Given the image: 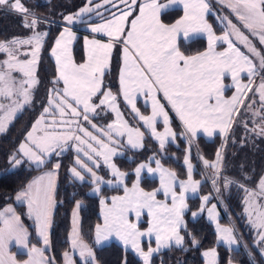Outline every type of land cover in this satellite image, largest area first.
I'll use <instances>...</instances> for the list:
<instances>
[{
    "label": "snow or ice",
    "instance_id": "6c2138e0",
    "mask_svg": "<svg viewBox=\"0 0 264 264\" xmlns=\"http://www.w3.org/2000/svg\"><path fill=\"white\" fill-rule=\"evenodd\" d=\"M218 3L229 10V15L219 17L224 23L219 36L207 20L213 11L209 0H86V5L77 13L64 17L69 25L81 20L88 25L91 33H103L109 40L102 43L85 37L87 60L77 64L70 48L76 35L71 28H64L51 49L56 74L50 81L52 87L48 89L46 104H42L39 117L26 133L24 141L9 157V163L16 167L27 161L40 169L53 156L61 157L72 150L75 157L69 172L79 181H84L87 176L95 185V193H100L101 184L113 183L98 175L96 169L102 165L110 171L117 184H124L128 173L117 167L113 157L120 154L118 149L125 137L127 146L137 150L143 148L145 132L124 119L117 96L111 90H105L103 78L117 44L123 45L120 92L134 118L142 122L163 152L169 140L176 139L177 133L171 127L169 111L161 103L162 94L183 127L181 135L187 137L189 142V150L184 157L186 180L178 181L176 173L164 168L161 161L153 156L150 160H155L156 167L139 164L134 170L136 181L131 188L124 186L123 196H113L110 203L104 198L100 199L103 224L95 226L94 245H102L114 236L125 248L131 246L143 264H151L155 253L171 247L173 243L182 248L185 238L180 234V229L187 227L183 220L188 207L186 193H196L203 183L208 182L207 179L193 178L194 166L190 160L192 141L201 132L208 137L217 132L226 137L234 123L249 131L246 120H237L244 113H250L253 118L255 126L250 131L264 137V50L258 49L254 43L255 40L264 46V0H218ZM173 6H182L183 15L174 23L166 24L162 16ZM0 7L23 14V26L32 30L27 38L0 42V53L6 55V59L0 61V133H4L25 106L32 103L34 90L40 82L37 65L47 33L37 31L40 18L21 0H0ZM109 8L117 9L119 14L112 12L110 18H103L101 23L89 22L93 13L101 16L100 10L108 11ZM230 15L235 16L240 26L233 22ZM85 16L89 19L83 20ZM241 28L247 30L248 34ZM203 34L207 35L208 40L205 51L186 55L180 50L178 41L181 37L185 41H192ZM250 36L254 39H250ZM217 43L225 44L226 48L216 51ZM238 45H242L246 52ZM15 74H19V77ZM226 77H230L231 85H225ZM245 77L247 83L244 82ZM226 88H234V94L225 97ZM249 93L252 95L249 96ZM138 95L146 97V103L150 101V115L141 114L137 108ZM105 106L115 113L116 118L101 128L92 122V117L99 115L97 109ZM158 123L163 124V131L157 130ZM200 158L206 168L213 169L211 183L217 193L220 192L218 181L221 179L225 188L238 183L221 175L223 157L220 151L216 154L215 162ZM60 168L61 163L57 160L51 170L33 179L16 195L17 201L26 202L27 215L34 219L36 233L44 247L30 244V233L21 217L11 206L6 207L0 211V264H55V258L46 256L45 252L50 248L56 178ZM144 169L149 173H159L160 189L145 192L140 188ZM238 186L245 193L244 212L257 233L254 243L264 256V177L260 179L258 189H249L243 184ZM160 191H163L166 200L170 198L171 203L156 199ZM211 198V194L202 197L200 212L205 211ZM80 208L81 203L77 201L69 235L72 252H63L62 258L64 264H77L74 254L78 253L82 264H98L93 247L81 235ZM145 209L151 220L147 231L143 232L137 224L130 222L129 214L134 212L139 218ZM216 210L217 205L212 204L207 208V214L211 221L216 222L219 240L229 246L237 244L234 229L219 224ZM198 214L192 212V217ZM153 234L156 246L149 245L145 251L141 238ZM188 235L192 246H198L199 241L195 236L191 233ZM12 245L24 249L21 254L26 255L27 259L17 260L10 251ZM202 255L206 264H218V254L214 248L204 251ZM228 264H231V260Z\"/></svg>",
    "mask_w": 264,
    "mask_h": 264
},
{
    "label": "trees",
    "instance_id": "16d2710c",
    "mask_svg": "<svg viewBox=\"0 0 264 264\" xmlns=\"http://www.w3.org/2000/svg\"><path fill=\"white\" fill-rule=\"evenodd\" d=\"M72 0H21L22 4L27 7L35 15L59 22L61 18L71 8ZM7 9V8H6ZM0 8V41L9 37L8 28L20 29L24 31L25 27L22 23V16L16 15L14 12ZM181 10L175 9L167 11L163 16L165 22H172L180 16ZM57 15V16H56ZM210 22L213 24L217 33H222V27L214 19L209 16ZM45 26L43 30L47 33L41 53V60L38 74L41 77L42 84L48 85L55 76V64L51 58L50 51L54 44L55 38L62 27L51 26L40 23ZM27 30V29H26ZM182 52L187 55L196 54L203 51L206 46V39L199 37L192 41H179ZM75 58L81 61L84 57L83 48L80 41L74 47ZM121 66V56L119 51H115L112 57L111 69L104 77V85L106 89L117 96V102L126 114V118L130 121L133 117L126 111V106L122 100L120 87L118 83L119 70ZM251 93H249L250 95ZM243 112V109H242ZM31 116L28 109H25L10 124L5 133L0 135V169L7 164L9 155L12 154L19 146L24 138V132L29 123L28 118ZM243 117V116H242ZM242 117H238L240 120ZM244 118V117H243ZM242 118V119H243ZM172 125L177 132L176 142L168 143L163 152L159 149V144L146 133L144 138V147L141 151L126 149L125 157L115 159L117 166L128 173L127 185L133 181L132 170L138 161L147 160V157L154 155L166 167L173 170L176 175L182 179L187 178V168L184 164L186 140L181 136L182 128L178 120L172 115ZM247 125L251 124L247 121ZM255 125H253L254 127ZM244 127L238 123H234L226 137L216 136L209 140L204 137L194 139V149L192 150V161L196 166L194 178L205 180L201 170L200 163L197 160V154L204 159L213 161L218 151H223V159L221 162V175L238 183L230 184L224 189L222 194L213 193V189L209 182L203 183L200 187V194L211 193L215 200H219L224 209L221 222L232 223L236 229L240 231L242 245L239 250H230L217 244L216 232L211 223L205 217L192 220L189 214L186 215V229L183 231L185 238L182 248L172 247L153 257L151 264H204L201 253L206 248L216 247L219 252L218 264H228L229 260L237 264H264L262 255L256 247L254 241L253 229L247 225L246 216L244 214V196L245 193L238 186L245 185L247 188H253L264 173V137L256 136L257 141L251 145L249 142L241 144V137ZM247 132V131H246ZM245 134V133H244ZM243 140V139H242ZM195 150V151H194ZM129 156H132L130 158ZM59 160L61 168L59 169L58 186L56 190V205L53 212V224L50 231V248L47 251L49 257L55 258V264H63L62 253L70 249L69 233L71 229V215L77 201L81 203V235L86 243L93 247L96 254L98 264H142V262L129 250L124 249L116 242H111L104 246L94 245L95 226L100 223V196H109L119 193L120 189H109L103 187L100 195L91 193L93 187L89 182H78L74 180L70 173L69 167L72 164L73 155L68 152L52 159L43 168H20L14 171L0 173V209L7 204H13L16 212L21 217L22 222L30 232V244L40 245L37 237L35 224L31 217L27 215L26 208L23 205H17L14 202L16 193L23 189L30 179L44 168L50 167L54 161ZM220 182H223L221 179ZM146 190H150L157 186L156 180L144 178L142 182ZM192 208L196 207L199 198L191 201ZM237 230V231H238ZM191 233L199 241L198 246H192ZM247 246V247H245ZM15 252V249H12ZM251 253V255H249ZM18 259L22 260L26 255L16 253ZM77 264L82 262L77 261Z\"/></svg>",
    "mask_w": 264,
    "mask_h": 264
},
{
    "label": "rangeland",
    "instance_id": "374dc122",
    "mask_svg": "<svg viewBox=\"0 0 264 264\" xmlns=\"http://www.w3.org/2000/svg\"><path fill=\"white\" fill-rule=\"evenodd\" d=\"M94 2H96V0H94ZM209 2H210V4H211V7H212V9H213V11H212V16L214 17V19L219 23V25L222 27V29L224 28V23L219 19V17H222V16H224V15H229V10H227L226 8H224L222 5H220L219 3H218V0H209ZM22 3V2H21ZM70 3H72L71 4V8H70V10H69V12L67 11L65 14H63V16H62V18H61V21H62V23L64 24V25H66V26H68V27H73V28H77L79 25H81V23H82V21L81 20H77L74 24H72V25H69V24H67V22L65 21V19H64V17L65 16H68V15H73V14H75V13H77L78 11H79V9L80 8H82V7H84L85 5H86V0H72ZM121 8L123 7V5H121L120 6ZM101 11V13H102V15L101 16H96L94 13L91 15V18H90V20H92V21H97V20H103V18H106L107 16H109L112 12H117L118 10L117 9H115V8H109V10L108 11H105L104 9H101L100 10ZM15 14L16 15H19L18 14V12H15ZM57 16V15H56ZM230 18L233 20V22L234 23H237V25L238 26H240L239 25V22L236 20V18H235V16L234 15H230ZM89 18L87 17V16H85V17H83V20H88ZM23 20H24V17H22V23H23ZM49 25V24H48ZM51 26H54V25H51ZM45 26H43V25H38V28H37V31H40V32H44V30H43V28H44ZM25 30L24 31H17V30H20V29H12V28H8V31H9V37L7 38V39H4V40H2V41H0V42H7V41H9V40H11L12 38H27L28 36H30L31 34H32V30L31 29H28V28H24ZM27 29V30H26ZM241 30L242 31H244L245 32V34L247 35L248 33H247V30H245V29H243V28H241ZM250 39H254V38H252L251 36H250ZM254 43H256V46H257V48L258 49H262V50H264V46H261L259 43H258V41H255L254 40ZM43 45H44V43H43ZM23 47H27V46H23ZM43 48V47H42ZM117 51H119V50H117ZM41 53H42V49H41V52H40V60H41ZM119 53H120V51H119ZM24 57H21V59H23ZM4 59H6V55L4 54V53H0V61H2V60H4ZM40 60H39V63H38V65H37V76H38V78H39V84H38V86H36V88H35V90H34V95H33V99H32V103L30 104V105H27V106H25V108L22 110V112H24V110L25 109H28L29 110V113L31 114V116L28 118V120H29V123L27 124V129H26V131L24 132V138H25V135H26V133L28 132V131H30L31 130V126H32V124H33V122L39 117V115H40V113H41V111H42V104H46V96H47V92H48V89H50L51 87H52V85L51 84H48V85H43L42 84V81H41V77H40V75L38 74V69H39V65H40ZM111 66H112V62L110 63V66H109V70L111 69ZM15 75H17V77H19V74H15ZM256 80L257 81H259V78L257 77L256 78ZM61 87H62V84H61ZM252 95V93L249 95V96H251ZM259 105H257V107H258ZM126 111H128V109H126ZM21 114V113H20ZM20 114H18V116L20 115ZM131 115V114H130ZM132 116V115H131ZM133 117V120L132 121H130V120H128L127 118H125L127 121H128V123L130 124V125H132V126H134V127H140L141 128V131H144L143 129H142V127L140 126L141 124H140V122H138L137 121V119H135L134 118V116H132ZM244 117V118H243ZM243 120H246V121H248L250 124H251V126H248V129H249V131H247L246 132V130H244L243 131V135H242V139H241V144H244V143H246V142H249L251 145H253L254 144V142H256L257 141V138H256V136L257 135H255V133H253V132H251L250 130L253 128V125H254V123H253V118L251 117V114L250 113H244V115H243ZM111 116L110 115H108V113L106 112V113H104V112H100L99 113V115H96V116H94V118H92V122L94 123V124H96L98 127H104V126H106L108 123H111V122H113V118H111ZM241 118V119H242ZM257 119V122H258V118H256ZM85 126L86 127H88L89 128V130H92V131H94L93 129H91V126L90 125H87V124H85ZM6 132V131H5ZM4 132V133H5ZM245 133V134H244ZM2 133H0V135H1ZM145 137H146V134H145ZM144 137V138H145ZM24 138H23V140L21 141V142H23L24 141ZM183 138H185V140H186V148H185V152H186V154L188 153V150H189V142H188V139H187V137H184L183 136ZM20 142V143H21ZM193 143H191V153H190V160H191V163L193 164V166L195 167V169H196V166H195V164L193 163V161H192V150L194 149V140L192 141ZM19 143V144H20ZM143 145H144V140H143ZM19 147V146H18ZM144 147V146H143ZM126 149H132V148H130V146H127V144H126V137L125 138H123V140H122V145H121V147L118 149V151H119V155H117V156H115V157H113V162L115 163V159L116 158H118V157H125V155H126ZM143 148H141V149H138V150H134V149H132V150H134V151H141ZM16 151V150H15ZM14 151V152H15ZM195 151V150H194ZM13 152V153H14ZM68 152H70L72 155H73V160H72V164H70V167L73 165V161H74V157H75V153H74V151H72V150H69V151H67V152H65L64 154H67ZM221 152V151H220ZM12 153V154H13ZM12 154H10L9 155V157L12 155ZM63 154V155H64ZM185 154V155H186ZM221 154H222V156H223V151L221 152ZM154 155H151V156H149V157H147V160H140V161H138L137 163H136V165H135V167L133 168V170H132V173H133V176H134V178H133V181L129 184V185H127V179H128V175L125 177V179H124V184L123 185H119V184H117L116 182H115V178L111 175V173H110V171L106 168V167H104L103 165L99 168V169H96V171H97V173H98V175H100V176H102L103 178H104V180L105 181H108V180H112L113 181V183L111 184V185H109V184H107V183H104V184H101L100 185V193L99 194H97V193H95L94 191H93V189L95 188V185H93V187H92V189H91V193H93V194H95V195H100L101 194V191H102V188L103 187H107V188H109V189H120L121 191L119 192V193H115V194H111V195H109V196H100V199L101 198H104V199H106L109 203L111 202V198L113 197V196H123L124 195V186H127L128 188H131L132 187V185H133V183H135V181H136V176H135V172H134V170H135V168L139 165V164H141V163H146V164H150V166L152 167V168H155L156 167V164H155V160H150V157H153ZM197 156V155H196ZM130 158H132V156H129ZM155 157V156H154ZM200 157H202L200 154H198V156H197V160L199 159V161H200V163H201V170H202V172H203V174H204V178L205 179H207V181L210 183V185H211V187H212V189H213V193L216 195V191L214 190V188H213V185H212V183H211V178H212V176H213V169H211V168H206L205 166H204V163H203V160L200 158ZM54 158H57V157H55V156H53L52 157V159H54ZM51 159V160H52ZM155 159H158L157 157H155ZM204 159V158H203ZM215 160H216V158H215ZM215 160H213V161H209L210 163H212V162H215ZM222 162V161H221ZM116 164V163H115ZM161 164L163 165V167L164 168H166V169H169L170 171H173V170H171L170 168H168V167H166L162 162H161ZM117 165V164H116ZM69 167V168H70ZM118 167V166H117ZM20 168H29V169H33V168H36V166L35 165H32V164H30V163H28L27 161H25L23 164H21V165H19V166H16V167H13L10 163H9V159H8V162H7V164H5V166L3 167V168H1L0 169V173H5V172H10V171H14V170H17V169H20ZM119 168V167H118ZM120 169V168H119ZM121 171H123V172H126V171H124V170H122V169H120ZM174 172V171H173ZM70 173V172H69ZM127 173V172H126ZM70 175H71V173H70ZM71 177L74 179V180H76V181H78V182H89V183H91L90 182V179L86 176L85 177V180L84 181H79V180H77V179H75L72 175H71ZM176 177H177V180L178 181H183V180H186V179H182V178H180V177H178L177 175H176ZM262 177H264V173H263V175L259 178V179H257V184H256V186L255 187H251V188H249V189H258V183H259V181H260V179L262 178ZM144 178H148V179H150V180H156L157 181V186L156 187H154V188H152V189H150V190H146L144 187H143V185H142V182H143V180H144ZM218 185H219V187H220V193L222 194V192L224 191V189H225V187H224V184H223V182H220V181H218ZM160 187H161V185H160V176H159V173H149L148 171H147V169H144V170H142V172H141V177H140V188H142L145 192H152V191H155V190H157V189H160ZM177 192H179V188L177 187ZM205 195V194H204ZM204 195H202V194H200V188L198 189V191L196 192V193H192L191 191H189L188 193H186V200H185V202H186V204H187V209L185 210V212H184V216H183V220H184V222H185V224H186V215L187 214H189V217L192 219V220H196V219H198V218H200V217H205V212H206V209H205V211H203V212H200V207H201V204H202V197L204 196ZM217 196V195H216ZM196 198H199V202H198V204H196V207L195 208H192V206H191V201H193V200H195ZM156 199L158 200V201H161V202H167V203H171V201H170V198L169 199H167L166 200V198H165V196H164V194H163V191H160V192H158L157 193V196H156ZM218 202L220 203V205H221V202L218 200ZM245 206V205H244ZM221 207H222V205H221ZM100 209H101V205H100ZM222 209H223V207H222ZM223 211H224V209H223ZM192 212H197V213H199L198 214V216L197 217H195V218H193L192 217ZM244 214H245V216H246V222H247V225H249L251 228H252V226L250 225V223H249V221H248V217H247V214L244 212ZM101 216H102V214H101ZM102 218H103V216H102ZM206 219V218H205ZM129 220H130V222H132V223H135V224H137V226L140 228V230L141 231H143V232H146L147 231V229H148V227H149V222H150V220H151V217L148 215V213H147V210L145 209V210H143L142 211V213H141V215H140V217L139 218H137L136 217V215H135V213L133 212V213H130L129 214ZM231 223V222H230ZM232 224V223H231ZM233 225V224H232ZM233 227H234V225H233ZM253 229V228H252ZM185 230V228H181L180 229V234L183 236V231ZM234 230H235V232L237 233V234H235V232H234V234H235V236H236V238H237V244H235L234 246L236 247V246H238L239 245V243L242 245V242H241V238H240V231L238 230V229H236L235 227H234ZM238 230V231H237ZM253 231H254V236H255V238H257V233H256V230L255 229H253ZM238 235V236H237ZM217 244H218V242H217ZM149 245H151V247H155L156 245H155V235L153 234L151 237H149V236H144V237H142L141 238V246L143 247V249L145 250V251H147V249H148V247H149ZM219 245V244H218ZM241 245H240V247H241ZM172 247H177V246H175L174 245V243H173V245L171 246V247H168V248H162L161 250H160V252H158V253H155L154 254V256H156L157 254H159V253H161V252H164V251H166V250H168V249H170V248H172ZM224 247V246H223ZM177 248H180V247H177ZM215 249L216 250V252H217V260L219 261V252H218V249L216 248V247H211V248H206V249H204L203 251H202V253L204 252V251H206V250H210V249ZM226 248V247H225ZM258 248V247H257ZM258 250H259V252H260V254H261V249L260 248H258ZM202 253H201V257H202V260H203V263L204 264H206V260H205V258L203 257V255H202ZM133 254L142 262V264H143V261H142V259L136 254V253H134L133 252ZM153 256V257H154ZM262 258H263V260H264V256H262ZM153 259V258H152ZM151 262H152V260H151ZM237 264V263H236ZM256 264V263H255Z\"/></svg>",
    "mask_w": 264,
    "mask_h": 264
},
{
    "label": "crops",
    "instance_id": "0c3cea01",
    "mask_svg": "<svg viewBox=\"0 0 264 264\" xmlns=\"http://www.w3.org/2000/svg\"><path fill=\"white\" fill-rule=\"evenodd\" d=\"M162 2H163V0H162ZM175 9H180L181 10V13H180V16L179 17H177L175 20H173L172 22H165L164 20H163V18H162V20H163V22L164 23H166V24H172V23H174L177 19H179L182 15H183V9H182V6H173L171 9H169L168 11H170V10H175ZM117 14H119V12L117 11L116 12ZM212 14V12L207 16V20H208V22L210 23V24H212L211 22H210V19H209V16ZM106 18H110V15L109 16H107ZM90 23H101L102 22V20H97V21H92V20H90L89 21ZM212 26H213V24H212ZM65 28V27H64ZM64 28H62L60 31H59V33L57 34V36H56V38H55V40L59 37V35H60V33L64 30ZM69 28H71V30L75 33V35H76V39L75 40H73L72 41V43H71V45H70V48H71V55H72V58H73V60L75 61V63H77V64H81V63H84V62H86V60H87V55H88V53H87V50H86V48H85V37H87L89 40H92V39H96V40H99V41H101L102 43H107L108 42V40H109V38L105 35V34H103V33H91L90 32V30H89V28H88V25L86 24V23H84V22H82L81 23V25H79L77 28H73V27H69ZM213 31L216 33V35H221L222 33H217L216 32V30H215V28H214V26H213ZM44 32H45V30H44ZM200 37H202V38H205L206 39V43H207V46H208V40H207V35L206 34H203V35H201ZM181 39H183L182 37H181ZM180 39V40H181ZM179 40V41H180ZM78 41H80L81 42V44H82V48H83V55H84V57H83V59L81 60V61H78V60H76V58H75V54H74V47H75V45H76V43L78 42ZM179 41H178V44H179ZM185 41V40H184ZM54 45H55V41H54V44H53V46L52 47H54ZM207 46H206V48L203 50V51H205L206 49H207ZM239 47H241V50L242 51H245L246 52V49H244V47L242 46V45H238ZM122 48H123V45H121V44H117L114 48H113V50H112V53H111V57H110V61H109V66H110V63L112 62V57H113V54H114V52L116 51V50H119L120 51V56H121V66H120V69L123 67V51H122ZM226 48V45L225 44H222V43H217V46H216V51H223L224 49ZM52 49V48H51ZM181 50V49H180ZM203 51H201V52H203ZM197 54V53H196ZM50 55H51V51H50ZM187 55V54H186ZM192 55H195V54H192ZM51 58H52V60H53V62H54V64H55V58L54 57H52L51 56ZM109 71V67H108V69L105 71V75H106V73ZM119 72H120V70H119ZM105 75H104V77H105ZM104 79V78H103ZM244 82L245 83H247V78L245 77L244 78ZM118 83H119V76H118ZM224 83H225V85H231L232 84V81H231V79H230V77H226L225 78V80H224ZM256 83L258 84L259 83V81H257L256 80ZM119 87H120V83H119ZM105 90H109V89H106L105 88ZM234 91H235V89L234 88H226V90H225V93H224V95H225V97H230L232 94H234ZM121 93V92H120ZM114 95V94H113ZM121 97H122V100H123V96H122V94H121ZM95 99V98H94ZM146 101V97H144L143 95H138L137 96V108L140 110V112H141V114H143V115H150L151 114V107H150V101H148L147 103L145 102ZM97 103H98V101H96ZM123 102H124V104H125V106H126V103H125V101L123 100ZM118 103V102H117ZM161 103H163V104H165V107H166V109L169 111V115H170V117H171V127H172V129L175 131V129L173 128V125H172V115H174V117L178 120V122L180 123V121H179V119L175 116V113L174 112H172L171 111V108H170V105H168L167 104V101L166 100H164L163 99V97H162V94H161ZM118 105H119V103H118ZM119 107H120V110H121V112L124 114V119L126 118V114L122 111V108H121V106L119 105ZM126 109H128V112H129V114H131L132 116H134V114L133 113H131V111H130V107H127L126 106ZM97 112L98 113H100V112H104V113H108V115H110L111 116V118H113V121L115 120V113H113L109 108H107L106 106L105 107H103L102 109H97ZM92 118H94V117H92ZM110 118V119H111ZM126 120V119H125ZM140 126L142 127V129L144 130V132H145V134L147 133L148 134V131L142 126V122H140ZM180 126H181V128H182V132H181V134L183 133V127H182V125H181V123H180ZM9 128V127H8ZM7 128V129H8ZM157 130L158 131H163V124L162 123H158L157 124ZM7 131V130H6ZM176 132V131H175ZM177 133V132H176ZM228 134V133H227ZM182 136V135H181ZM204 137V138H206V139H209V140H211V139H213L214 137H216V136H220V137H225V136H222V135H220L218 132L217 133H214V135L212 136V137H208V136H206L205 134H203L202 132L201 133H199L198 134V136L197 137ZM154 139V138H153ZM155 140V139H154ZM156 141V140H155ZM157 143H158V141H156ZM176 142V139L173 141V140H169V142L168 143H175ZM167 143V144H168ZM159 144V143H158ZM131 148V147H130ZM134 150H137V149H134ZM56 161H54L53 162V164L55 163ZM60 162V161H59ZM53 164L50 166V167H48V168H44L43 170H41V171H39V172H37L31 179H30V181L29 182H31L33 179H35L36 177H38V176H40V175H42L45 171H48V170H51L52 169V166H53ZM196 172V169H195V167H194V172H193V178H194V173ZM58 176H59V172H58V175H57V178H56V189H55V196H56V190H57V186H58ZM195 180H201V179H196V178H194ZM28 182V183H29ZM27 183V184H28ZM26 184V185H27ZM22 190V189H21ZM20 191V190H19ZM18 191V192H19ZM17 192V193H18ZM17 193H16V195H17ZM208 194H211V193H208ZM208 194H205V195H208ZM16 195L14 196V202H15V204H17V205H23V206H25V208H26V212H27V204H26V202H22V201H17L16 200ZM211 200L209 201V203L205 206V209H206V212H205V218H206V220L209 222V223H211L212 225H213V227H214V229H215V232H216V239H217V242H218V244L219 245H221V246H224V247H226L227 249H230V250H239L240 249V243H239V245L238 246H234V245H232V246H229V245H227V244H225V243H223L222 241H220L219 240V237H218V234H217V231H216V222H213V221H211L209 218H208V214H207V208H210L211 207V205L212 204H216L217 205V213H218V222H219V224L222 226V227H232L233 229H234V227H233V225L231 224V223H223V222H221V219H222V214H223V209H222V207H221V205H220V203L217 201V200H215L214 199V196L211 194ZM9 206H11L14 210H15V212H16V209H15V206L13 205V204H7V205H5L2 209H0V211H3L6 207H9ZM74 209H75V207H74ZM73 209V210H74ZM73 210H72V213H73ZM53 212H54V210H53ZM16 214L17 215H19L17 212H16ZM78 217H79V226H80V228H81V212H80V209L78 210ZM100 217H101V221H100V223L99 224H103V218H102V216H101V209H100ZM32 220L34 221V219L32 218ZM22 221V220H21ZM23 223V222H22ZM24 224V223H23ZM25 226V225H24ZM26 227V226H25ZM138 227V226H137ZM27 228V227H26ZM139 228V227H138ZM71 229H72V215H71ZM71 229H70V233H71ZM140 229V228H139ZM29 231V230H28ZM50 231H51V229H50ZM234 232H235V230H234ZM30 233V232H29ZM70 233H69V235H70ZM37 234V233H36ZM235 234H237L236 232H235ZM238 236V235H237ZM37 237H38V235H37ZM38 239H39V241H40V245H36L37 247H41V248H43L44 247V245H43V243H42V241L40 240V238L38 237ZM111 242H116V243H118L119 245H121L124 249H126V250H129V251H131L132 253L134 252L133 250H132V248H131V246H128L127 248H125V246L123 245V243L121 242V241H119L116 237H111V238H109V240H107V241H105V242H103V244L102 245H98V246H104V245H107V244H109V243H111ZM12 249H15V252H13L12 251ZM10 251L12 252V254H14V255H16V253H23L25 250L24 249H20L18 246H16V245H12L11 246V248H10ZM70 253L72 252V249H71V244H70V249L68 250ZM135 253V252H134ZM45 255L46 256H48L47 255V251L45 252ZM16 258H17V256H16ZM74 258L77 260V261H79V257H78V253H75L74 254ZM24 259H27V256L24 258ZM24 259H22V260H24ZM17 260H20V259H18L17 258ZM79 262H81V261H79ZM63 264H64V261H63ZM231 264H236L235 262H231Z\"/></svg>",
    "mask_w": 264,
    "mask_h": 264
},
{
    "label": "built area",
    "instance_id": "2783aa9c",
    "mask_svg": "<svg viewBox=\"0 0 264 264\" xmlns=\"http://www.w3.org/2000/svg\"><path fill=\"white\" fill-rule=\"evenodd\" d=\"M0 8H1V9H4V10L6 9V8H4V7H0ZM6 10H8V9H6ZM9 11L15 13V11H12V10H9ZM18 14H19L20 16L24 17L23 14H21V13H19V12H18ZM36 16H37V15H36ZM37 17H39V16H37ZM39 18H40L41 23L49 24V25H54V26H58V27H64V25L61 24V23H59V22L52 21V20H48V19H45V18H42V17H39ZM192 143H193V142H192ZM196 155L198 156L197 153H196ZM198 162L200 163L199 159H198ZM199 165L201 166V163H200ZM201 167H202V166H201ZM252 263L255 264L253 261H252Z\"/></svg>",
    "mask_w": 264,
    "mask_h": 264
}]
</instances>
